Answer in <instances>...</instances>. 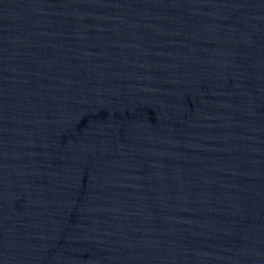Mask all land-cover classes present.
Listing matches in <instances>:
<instances>
[{"label":"water","instance_id":"water-1","mask_svg":"<svg viewBox=\"0 0 264 264\" xmlns=\"http://www.w3.org/2000/svg\"><path fill=\"white\" fill-rule=\"evenodd\" d=\"M0 264H264V0H0Z\"/></svg>","mask_w":264,"mask_h":264}]
</instances>
